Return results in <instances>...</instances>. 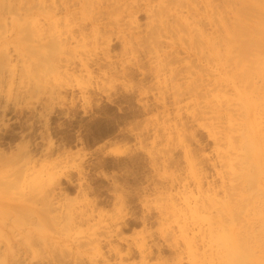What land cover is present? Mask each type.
<instances>
[{
    "label": "rangeland",
    "instance_id": "374dc122",
    "mask_svg": "<svg viewBox=\"0 0 264 264\" xmlns=\"http://www.w3.org/2000/svg\"><path fill=\"white\" fill-rule=\"evenodd\" d=\"M234 9L0 0V264H264V82L233 77L246 119Z\"/></svg>",
    "mask_w": 264,
    "mask_h": 264
},
{
    "label": "bare ground",
    "instance_id": "6f19581e",
    "mask_svg": "<svg viewBox=\"0 0 264 264\" xmlns=\"http://www.w3.org/2000/svg\"><path fill=\"white\" fill-rule=\"evenodd\" d=\"M245 2H242L239 0L240 5L251 9V12H244L241 9H234L233 10V17L232 19L236 22V25L233 29H230L226 32V45L224 47V54L225 56H231L233 54L238 55L241 59L239 63L234 64V72L232 71L231 75L224 74L223 79L226 81H231L233 85V91L234 95L244 104L245 107V118H250L251 109L250 104H248L250 97L246 93V88L242 87L241 84L238 87L235 85L236 83L233 82V77L238 79L240 83H246V87L249 86V83L251 82V79L253 77L250 76L251 74V68L254 70L253 73L255 74V78H260L264 82V0H249V3H246L248 1L244 0ZM243 4L249 6H244ZM255 14V15H254ZM248 21H251L253 26L252 30H249L246 28V25L248 24ZM215 55H218L219 52L217 50L214 53ZM253 56L255 58V64L254 62H249L251 59H247L249 62H244L243 59L248 56ZM228 58V57H227ZM253 63V64H252ZM248 65V67H247ZM251 65V68H249ZM254 65V67H253ZM235 73V74H234ZM253 74V75H254ZM245 86V85H244ZM264 85L258 90V96L259 98L264 99V91L261 93V90L263 89ZM261 93V94H260ZM246 125L248 126L247 130V136L248 142H247V148L249 147L250 150H257L259 149V145L257 142L253 141L251 138H254L258 135L264 134V127L257 128V125L254 126V123L252 125V122H248L245 120ZM262 128V129H261ZM251 139V140H250ZM258 141V140H257ZM259 163L263 162V181H264V153L262 154L261 161H257ZM264 182H260L259 185H256L254 188L256 190H262L264 189ZM243 192V191H242ZM264 200V197H263ZM228 208H225V211L228 212ZM263 209H264V203H263ZM262 205L259 204L255 205L253 204V207L250 208V210L247 212V214L244 215L249 217L247 221L253 220L256 216H261L262 212ZM217 213L221 214L222 210L217 209ZM224 222V219L222 220ZM221 223V222H220ZM249 225V223H247Z\"/></svg>",
    "mask_w": 264,
    "mask_h": 264
}]
</instances>
